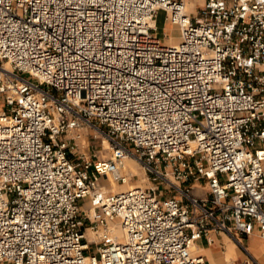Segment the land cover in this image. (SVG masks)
I'll return each mask as SVG.
<instances>
[{
    "label": "built area",
    "instance_id": "obj_1",
    "mask_svg": "<svg viewBox=\"0 0 264 264\" xmlns=\"http://www.w3.org/2000/svg\"><path fill=\"white\" fill-rule=\"evenodd\" d=\"M186 4L0 0V264H205L194 243L213 232L253 260L264 0ZM83 128L108 159L80 150ZM127 157L152 186L110 189L130 181Z\"/></svg>",
    "mask_w": 264,
    "mask_h": 264
},
{
    "label": "rangeland",
    "instance_id": "obj_2",
    "mask_svg": "<svg viewBox=\"0 0 264 264\" xmlns=\"http://www.w3.org/2000/svg\"><path fill=\"white\" fill-rule=\"evenodd\" d=\"M187 4L190 7L191 13L196 10L198 6L201 5L202 0H186ZM156 35H158L163 43H174L178 40V37L180 35L179 30L176 26L171 25L168 21L165 20V14L164 12L160 11L158 13V16L156 18ZM167 32L168 37L163 35V32ZM172 42V43H171ZM82 138H81V151L86 154V156L91 160H106L109 157L110 150L108 149L107 142L99 136H94L93 131L83 128L82 129ZM132 160V159H130ZM128 167L133 170V172L129 171L130 173V181L126 185H132V186H139V187H149L154 184L155 181H153L151 178V175L149 173H145V171L142 169V167L136 163L135 161L128 162ZM110 189H115L116 191L119 190H125L124 184H117L113 183V181H110ZM173 192H163V195L170 196L173 195ZM198 195H203L202 191H199L197 193ZM80 203L82 205H85V200L81 199ZM90 251V250H89Z\"/></svg>",
    "mask_w": 264,
    "mask_h": 264
},
{
    "label": "crops",
    "instance_id": "obj_3",
    "mask_svg": "<svg viewBox=\"0 0 264 264\" xmlns=\"http://www.w3.org/2000/svg\"><path fill=\"white\" fill-rule=\"evenodd\" d=\"M212 237L211 244L204 239L194 243L193 251L204 256L205 264H264V238L256 234L241 238L253 258L248 260L241 249L224 233L213 232Z\"/></svg>",
    "mask_w": 264,
    "mask_h": 264
},
{
    "label": "bare ground",
    "instance_id": "obj_4",
    "mask_svg": "<svg viewBox=\"0 0 264 264\" xmlns=\"http://www.w3.org/2000/svg\"><path fill=\"white\" fill-rule=\"evenodd\" d=\"M185 9L188 11V10H190V7H189V5L188 4H186V6H185ZM173 44V43H172ZM108 145V144H107ZM108 147V146H107ZM130 159H132V158H129V157H127L126 159H125V169H129V171H131V172H133V170H131L129 167H128V162H132L133 163V161H135L134 159H132V160H130ZM136 162V161H135ZM137 163V162H136ZM113 183H115L114 181H113ZM129 183V182H128ZM127 183V184H128ZM127 184H124L125 185V188H127V189H129V188H131V187H139V186H132V185H128V186H126ZM113 191H116L115 189H112Z\"/></svg>",
    "mask_w": 264,
    "mask_h": 264
}]
</instances>
